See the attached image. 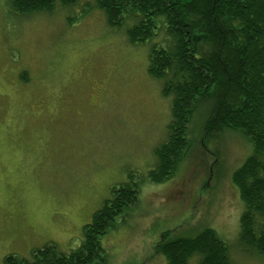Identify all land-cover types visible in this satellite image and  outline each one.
Returning a JSON list of instances; mask_svg holds the SVG:
<instances>
[{"label":"rangeland","instance_id":"374dc122","mask_svg":"<svg viewBox=\"0 0 264 264\" xmlns=\"http://www.w3.org/2000/svg\"><path fill=\"white\" fill-rule=\"evenodd\" d=\"M94 4L17 16L0 0V264L48 243L78 247L111 187L145 177L167 138L170 97L147 72L156 38L130 43ZM204 111L190 124L187 159L164 183L140 180L137 203L101 237L95 264H166L155 250L163 233L205 227L235 264H264L238 244L243 203L232 175L251 145L228 131L201 146Z\"/></svg>","mask_w":264,"mask_h":264},{"label":"trees","instance_id":"16d2710c","mask_svg":"<svg viewBox=\"0 0 264 264\" xmlns=\"http://www.w3.org/2000/svg\"><path fill=\"white\" fill-rule=\"evenodd\" d=\"M78 2L6 0L17 16L52 13ZM94 7L110 28L125 27L132 44L156 38L147 72L162 81V95L170 97L167 138L154 149L155 165L145 177L130 175L111 187L110 197L83 226L78 247L64 253L48 243L33 249L29 259L10 254L3 263H103L100 239L137 203L140 180L164 183L187 159L193 146L190 124L201 107V146L228 131L251 145L250 156L232 175L243 203L238 244L244 253L264 258V0H95ZM155 250L166 264H189L194 256L196 264H235L225 241L209 227L189 237L170 238L165 232Z\"/></svg>","mask_w":264,"mask_h":264}]
</instances>
